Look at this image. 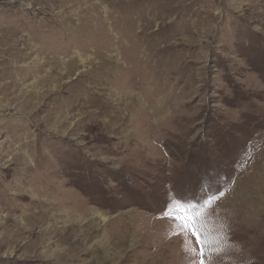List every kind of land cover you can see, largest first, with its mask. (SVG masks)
Listing matches in <instances>:
<instances>
[{"label":"rangeland","instance_id":"obj_1","mask_svg":"<svg viewBox=\"0 0 264 264\" xmlns=\"http://www.w3.org/2000/svg\"><path fill=\"white\" fill-rule=\"evenodd\" d=\"M183 262L264 264V0H0V264Z\"/></svg>","mask_w":264,"mask_h":264},{"label":"bare ground","instance_id":"obj_2","mask_svg":"<svg viewBox=\"0 0 264 264\" xmlns=\"http://www.w3.org/2000/svg\"><path fill=\"white\" fill-rule=\"evenodd\" d=\"M120 22H121V21H120ZM183 263H184V262H183ZM187 263H188V262H187ZM187 263H186V264H187ZM184 264H185V263H184Z\"/></svg>","mask_w":264,"mask_h":264}]
</instances>
